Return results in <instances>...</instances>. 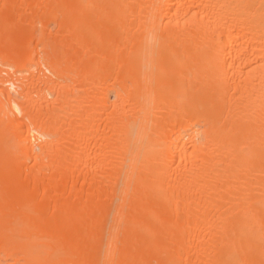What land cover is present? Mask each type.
<instances>
[{"label":"bare ground","instance_id":"6f19581e","mask_svg":"<svg viewBox=\"0 0 264 264\" xmlns=\"http://www.w3.org/2000/svg\"><path fill=\"white\" fill-rule=\"evenodd\" d=\"M0 264H264V0H0Z\"/></svg>","mask_w":264,"mask_h":264}]
</instances>
